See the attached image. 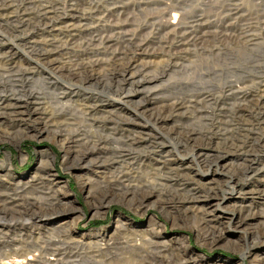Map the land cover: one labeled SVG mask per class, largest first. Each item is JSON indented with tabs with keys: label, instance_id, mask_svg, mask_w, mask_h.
<instances>
[{
	"label": "rangeland",
	"instance_id": "obj_1",
	"mask_svg": "<svg viewBox=\"0 0 264 264\" xmlns=\"http://www.w3.org/2000/svg\"><path fill=\"white\" fill-rule=\"evenodd\" d=\"M26 1L22 6L20 0H0V101L27 100L24 112L0 116V198L26 211L6 217L35 225L47 220L52 232L59 227L90 257L99 240L76 236L97 227L114 237L105 248L116 247L119 264H264V115L255 114L252 102L240 108L236 90H226L231 80L242 81L246 90L264 84V31L257 27L261 35L246 45L224 33L187 45L185 53L176 47L172 56H139L143 61L135 65H148L138 69L139 82H120L104 63L92 65L91 81L82 82L69 76L71 64L112 58V50L125 48L116 40L105 51L103 43L84 41L88 30L65 28L73 22L89 26L92 20H84L77 8L104 0ZM144 1L123 0L120 19L129 17L133 24L115 27L137 32L135 44L169 52L167 36L175 34V26L156 20L161 0ZM184 1L188 12L230 33L236 19L222 18L228 6L243 17L241 23L252 14L264 18V0ZM39 4L60 15L48 14L45 24ZM174 13L167 17L175 19ZM201 45L220 49L194 53ZM39 48L51 50L39 56ZM127 48L132 53L136 45L128 42ZM193 95H202L197 105L172 110L174 101ZM33 101L44 102L37 112ZM85 106L97 110L85 115ZM121 152L130 156L119 157ZM128 163L133 173L126 188L107 179ZM21 252L10 264H28L20 263L28 259Z\"/></svg>",
	"mask_w": 264,
	"mask_h": 264
},
{
	"label": "bare ground",
	"instance_id": "obj_2",
	"mask_svg": "<svg viewBox=\"0 0 264 264\" xmlns=\"http://www.w3.org/2000/svg\"><path fill=\"white\" fill-rule=\"evenodd\" d=\"M31 1H33V0H31ZM140 1H142L141 3L145 2L144 0H140ZM140 1L136 0V2H140ZM161 1L162 2L158 1V4L161 6V8L158 11L159 17L156 16V18H157L156 20H159L158 22H160L162 25H173V27L175 26V28L176 27H178L179 29L182 28V31H180L179 33L174 28L173 32L175 34L171 38H170V36H167V41H169V39H171L167 45V48H169V52L157 51L154 48L151 49V45L149 43H139L138 42L139 44H135L134 39L137 38V36L139 35L137 32H135L133 34V33L127 32L125 30L117 29L115 27L116 25H119V27L124 28L126 25H128V23H132V22H130L131 20L129 19V17L126 18L125 20L120 19V12L121 11H119V10H123L127 6V4L125 2H123V0H104L101 3L100 2H98V3L97 2H94V3L91 2L88 6H85V7L79 6L77 8V10H79L83 13L84 20L90 19V20H92V23H90V25L87 26L84 23L75 24L73 22V23L66 25V27H65L66 29L69 28L70 29L69 31H75L76 29L77 30L79 29L81 32L83 29H84L83 31L88 30L87 34L88 35L90 34V35L88 36V38H84V41H86L88 44H92L95 42L103 43L106 46L103 49L102 48L101 49L105 50V51L111 50V47L114 45L116 40L117 41L120 40L123 43L125 48L123 50L122 49L121 50H112V52H111L112 58H102V57L94 56V57H91L90 60H88L89 62L83 61V60H87V59L82 58L76 64H74L75 63L74 62L73 64L70 65V68L68 69L69 70V76H71L72 79L74 78V79L80 80L82 82H89V81H91V77L93 75L90 73L89 68L92 65L95 67L98 64L104 63V65H106V66L108 64L110 66H112V68L114 70V72H113L114 74L118 73V78H119L118 80L120 82H129L130 81V83H135V82L141 81V79L138 78L140 73H141L140 70H138L140 68V66L142 68L148 66L146 63H142L139 66L135 65V61L136 62L137 61H143L139 56L150 57V56H152L151 54L154 55V54H157L158 52L163 56H164V53H169V56H172V55H175L173 53H176L175 52L176 50L173 51V48L176 49V47L180 51H183V53H185V52H188V50H189L187 45L196 46L198 42L203 44L212 35H214L213 39L214 38L217 39L218 37L223 36L224 33H226L228 35V37L231 41H233L234 43L237 42L238 43L237 45H239V44L246 45L249 42L256 40L262 34V31H264V18L262 20V17H263L262 15H261L262 16L261 17L258 14H255V16L252 14V15H250L249 18L246 19V23L245 22L241 23L240 19H242L243 17L242 18H241V16L238 17L239 14L237 12H233V10L235 8L232 10L231 7L228 6L227 8L224 9L225 13H223L224 15L222 14L223 15L222 18H224L225 20H226V18L233 19V20L236 19L235 22L232 24V26L234 27V29H233L234 31H232V33H230L229 31H227L228 28L225 29L224 26L223 27H220L217 25L214 26L213 23L216 21L211 22L209 20H206V19H204L203 15L194 13V11H193V14L188 12L184 7V5L186 3L184 0H173V1L168 0L166 2L163 0H161ZM227 1H231V0H226V3H227ZM26 2H27L26 0H20L19 4L24 6V5H26ZM3 3L5 4L7 2H3ZM223 4H224V2H223ZM256 4H259V1L256 2ZM229 5H232V4H229ZM38 6L40 7L39 11H38L39 17L45 21L44 22L45 24L48 23V20H50L48 14L53 13V12H55V13L57 12L53 9L52 6H50L48 4H39ZM173 11H175V13L172 15V18H175V19L168 18L167 17L168 14L170 12H173ZM155 15H157V14H155ZM152 16H154V15H152ZM242 16H243V14H242ZM72 17L74 18L77 16L73 15ZM135 19H136V17H135ZM215 24H217V23H215ZM48 25H50V24H48ZM223 25H225V24H223ZM187 26L189 28H192V29H190V30H192L191 32L185 30ZM257 27L260 28L259 30H261V34L256 33ZM159 28L160 27H158V30H160ZM213 28H215V29H213ZM168 30H170V29H168ZM89 31H91V32H89ZM225 31H227V32H225ZM109 32H113V34H109ZM145 40H147V39H145ZM128 42H132L134 45H136V49L132 53L128 52V48H127ZM141 42H143V41H141ZM95 45H93V46L95 47ZM99 45L101 46V44H99ZM184 45H186L187 47H183ZM163 47H165V46H163ZM197 47H199V46H197ZM36 48H37V46H36ZM101 49H99V50H101ZM219 49H220V46H216V45L211 47V48H209L207 46L203 47L201 45L199 50L194 49L195 52L194 51L193 52L197 53L198 51L199 52L201 51L202 54H208L209 52H213L214 50H219ZM48 50H44L42 48H39V51H38L39 56L47 55V53L51 49L49 51ZM160 50H162V49H160ZM192 50H193V48H192ZM192 50H190V51H192ZM33 53H34V51H33ZM182 57L187 58L186 55H182ZM148 62H150V61H148ZM49 63L59 64V63L53 62L51 60L49 61ZM63 63L64 62H62L61 64H63ZM61 64H59V66ZM148 81L153 82V80H151V79ZM241 82L238 81L236 83L235 81L231 80L230 85L226 86V90L228 92H232L233 90H236V92H237V94H236L237 99L236 100L238 101L240 108L243 107L244 103H247V102L251 103L252 102L253 106H254L253 108L257 110L255 112V114L258 117L263 116L264 115V84H261L260 86H258V88H252L251 90H246V89H242L243 87H241V85L238 84ZM14 93L16 94V92H14ZM197 96L199 98H201L200 96H202V95H197ZM197 96L193 95V97H191L189 99L188 98L187 99L181 98L180 100L174 101L172 104V110L177 112L178 110L183 109V108H186V109L190 108L192 106L191 104H193V106H194V104L197 105L198 104ZM18 97L19 96H16L15 101L9 102V103H5L4 101H2V102L0 101V116L2 114H4V115L5 114L6 115L12 114L13 115V114H20V113L24 112L21 107H23L25 104H27V100H23V99L18 98ZM38 100H40V99H38ZM41 104H44V102H41V101L34 102V110L33 111L37 112L38 109H40ZM169 104H166L165 106H167ZM139 106L141 108H143L144 111L147 109V107L144 103L139 104ZM95 111H93V107L91 108L89 106H85L83 108V113L85 115H90L91 113H93ZM168 113H169V111H168ZM119 155H122L119 157L125 158V157L130 156V153L128 154L126 152H121V153H119ZM190 162L191 161L188 162V165L190 164ZM180 164L182 166L185 165V163H180ZM132 166L133 165L131 163H128L126 165L117 166L110 171L109 175L108 174L106 175V176H108V178L107 177L106 178L110 179L111 181H114L118 186H120V187L122 186V188H126L128 183L125 184V182L131 177L130 176L131 173H133V167ZM101 177H103V176H101ZM104 177H105V175H104ZM141 188H142V186H141ZM140 190H143V189H140ZM16 192H18V191H16ZM21 192L22 191L18 192L17 195L26 200V197L22 194L23 192L22 193ZM123 195L125 196V194H123ZM147 195L145 194V195H143V197L146 198ZM18 196H17V198H18ZM1 202H3V203H1ZM13 213L24 215L26 213V211H19L18 212V210L16 208L11 207V205L9 206L6 203L5 199L0 198V219L3 218L6 221L7 220L13 221V220L18 219V218H15L14 215H13L14 218L6 217L7 215L13 214ZM248 215L244 216V218L242 220H240V218H239L237 221V224L240 225V223L246 221L247 220L246 217H248ZM263 228H264V224H263ZM74 245H76L78 247H82L79 244H74ZM15 254H17V253H15ZM25 254L26 253H24L22 251L18 256H22ZM115 258H117V257H115ZM54 259H55V257L49 258V260H54ZM56 260L58 262H62V260L60 258H57ZM20 263L32 264L28 259L25 260V258H23Z\"/></svg>",
	"mask_w": 264,
	"mask_h": 264
},
{
	"label": "built area",
	"instance_id": "obj_3",
	"mask_svg": "<svg viewBox=\"0 0 264 264\" xmlns=\"http://www.w3.org/2000/svg\"><path fill=\"white\" fill-rule=\"evenodd\" d=\"M25 220V222L18 219L8 222L0 221L2 226L0 229V264L17 262L11 256L19 251L28 253L27 258L32 264H91L95 262L97 264H119L115 262L116 247L105 248L106 242L114 243V237L106 236L99 231L100 229H93L97 227L91 228V230H96L95 233H91V230H82L84 232L76 236L84 242L99 240L95 243L97 247L95 257H90L84 252V247L74 245L68 235L61 233L59 227H55L57 229L55 233L52 232V226L47 223V220L41 219L39 225H35L32 220ZM52 257L55 259L49 260ZM57 258H60L62 262H58Z\"/></svg>",
	"mask_w": 264,
	"mask_h": 264
}]
</instances>
